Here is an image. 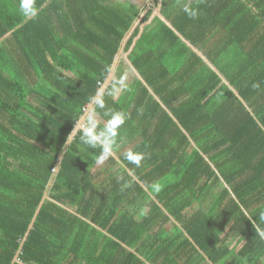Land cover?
I'll use <instances>...</instances> for the list:
<instances>
[{"label":"trees","instance_id":"trees-1","mask_svg":"<svg viewBox=\"0 0 264 264\" xmlns=\"http://www.w3.org/2000/svg\"><path fill=\"white\" fill-rule=\"evenodd\" d=\"M18 2L0 0V264H264V0H36L27 21ZM130 31L101 166L64 142Z\"/></svg>","mask_w":264,"mask_h":264},{"label":"clouds","instance_id":"clouds-1","mask_svg":"<svg viewBox=\"0 0 264 264\" xmlns=\"http://www.w3.org/2000/svg\"><path fill=\"white\" fill-rule=\"evenodd\" d=\"M18 9L25 21L36 19L41 11V9L36 5V0H19ZM182 11L190 19L198 18V10L188 4L183 6ZM117 83L123 85L122 80L117 81ZM123 86L125 88L127 87L126 85ZM252 87L254 89H259L260 84L258 82H253ZM103 97L104 92L102 90L90 97L91 107L78 121L74 123L71 132L68 134L64 142V148L66 149L71 142L68 137H75L79 134V141L83 145L92 149H100L99 162L101 163L112 156L113 150L117 146L119 130L128 118L127 113L106 107ZM96 109L103 110V116L107 118L102 126L97 119ZM143 159V154L134 150H128L124 153V160L136 167L141 166ZM121 164L124 166L123 162H121ZM117 180L118 182L123 181L120 184V191L123 192L131 187V182L125 181L122 176L117 177ZM151 188L153 192L158 193L161 190V185L159 183H153ZM146 214V211L142 212V215ZM259 220L261 223H253L252 227L259 239L264 240V211L260 212Z\"/></svg>","mask_w":264,"mask_h":264},{"label":"water","instance_id":"water-1","mask_svg":"<svg viewBox=\"0 0 264 264\" xmlns=\"http://www.w3.org/2000/svg\"><path fill=\"white\" fill-rule=\"evenodd\" d=\"M158 9H159V8H158ZM153 15H159L163 20H165L164 17L160 14V11H159V10H157ZM152 18H153V16L151 17L150 20H152ZM148 22H149V21H148ZM137 23H138V20L135 22V24H134L132 30L136 27ZM132 30H131V31H132ZM131 31H130V32L124 37L123 45H122V47L120 48L118 54L116 55V57H115V59H114V62H113V65H112V70L110 71V74L108 75V77H107V79H106V81H105L104 86H102V87L100 88L99 91H101V90L104 91L105 88L107 87V85L109 84V82L111 81L112 77L114 76V75H113V74H114V69H115V67H116V65H117V63H118V61H119L120 53H121V51L123 50V46H124L126 40L128 39V37L130 36ZM186 43H187V44H190L187 40H186ZM126 54H127V52H126ZM126 56H127V55H126ZM128 62H129V64L131 65V67H132L134 70H136V69L132 66V64H131V62H130L129 60H128ZM136 74L139 75V73H136ZM89 106L91 107V104H90ZM85 113H86V112H85ZM71 138H72V137H71ZM45 197H46V196H45Z\"/></svg>","mask_w":264,"mask_h":264},{"label":"rangeland","instance_id":"rangeland-1","mask_svg":"<svg viewBox=\"0 0 264 264\" xmlns=\"http://www.w3.org/2000/svg\"><path fill=\"white\" fill-rule=\"evenodd\" d=\"M157 10H159V9H158V8H155V9H154V13H155ZM154 13H153V14H154ZM143 25H144V24H143ZM126 55H127L126 52H124V51L122 50L121 53H120V58H119V59L124 60V62H125V64H124L125 67H126V68H129L130 65H129V63H128V58H127ZM113 75H114V74H113ZM112 78H113V77H112ZM111 80H112V79H111ZM104 84H105V82L102 84V86H104ZM89 108H90V106H88V108L86 109L85 112H87ZM113 155H114V153H113ZM105 163H107V159H106L105 161H103V163H100V164H102L101 166H104Z\"/></svg>","mask_w":264,"mask_h":264}]
</instances>
